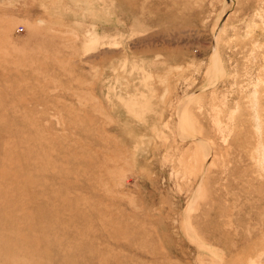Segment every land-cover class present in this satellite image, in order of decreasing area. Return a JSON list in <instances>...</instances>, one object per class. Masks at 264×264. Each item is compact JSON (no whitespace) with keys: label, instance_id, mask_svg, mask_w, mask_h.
<instances>
[{"label":"rangeland","instance_id":"1","mask_svg":"<svg viewBox=\"0 0 264 264\" xmlns=\"http://www.w3.org/2000/svg\"><path fill=\"white\" fill-rule=\"evenodd\" d=\"M0 264H264V0H0Z\"/></svg>","mask_w":264,"mask_h":264}]
</instances>
